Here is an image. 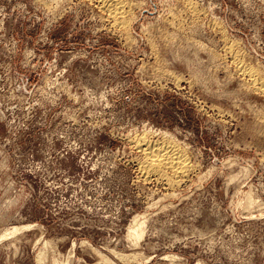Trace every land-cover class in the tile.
Segmentation results:
<instances>
[{"label":"rangeland","instance_id":"rangeland-1","mask_svg":"<svg viewBox=\"0 0 264 264\" xmlns=\"http://www.w3.org/2000/svg\"><path fill=\"white\" fill-rule=\"evenodd\" d=\"M100 1L0 0V264H264V0Z\"/></svg>","mask_w":264,"mask_h":264},{"label":"bare ground","instance_id":"bare-ground-1","mask_svg":"<svg viewBox=\"0 0 264 264\" xmlns=\"http://www.w3.org/2000/svg\"><path fill=\"white\" fill-rule=\"evenodd\" d=\"M102 2L106 12L109 13V15L112 16V18L114 17L117 27H119L120 29L121 28L128 29L127 27H129V25L132 23L131 22L132 19L129 18V12L131 6L128 3V1L102 0ZM229 51L230 53H232L234 60L238 62L237 64H239L241 61L239 59L240 57L239 51L233 45H230ZM250 65L251 64L247 66L241 65L240 68L242 69L243 72H246L251 76L250 78H252V82H253L252 86L264 92V78L261 77L262 79H259L260 76L258 78L257 76L259 74L256 75L257 73L254 68L255 65L253 66L254 69L250 67ZM146 137L141 136V138L138 137V139L137 138L135 139L137 145L136 147H139L144 154V158L143 160H141L140 166L146 176L156 175L157 178H161V179L163 178V180L167 181L169 185H174V186L177 182L175 181L177 180V178L175 179V177L178 178L179 177L184 178L185 176L187 177L190 170V164L188 162V158L186 156L185 151L175 141L167 140V139L161 141L159 139L150 140L148 139V137L147 138ZM248 202L249 204H252L253 200L250 198ZM16 230L18 229L15 227L14 231ZM143 232L144 231L141 223L134 226L130 230V233L132 235H135L137 238H141L143 236ZM6 233L7 232H2L0 234V238L2 236H5ZM11 233L13 234L15 232H11Z\"/></svg>","mask_w":264,"mask_h":264}]
</instances>
